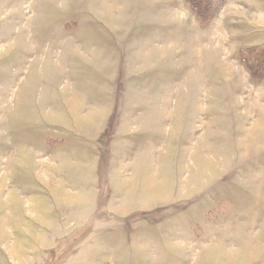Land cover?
I'll list each match as a JSON object with an SVG mask.
<instances>
[{
	"label": "rangeland",
	"instance_id": "rangeland-1",
	"mask_svg": "<svg viewBox=\"0 0 264 264\" xmlns=\"http://www.w3.org/2000/svg\"><path fill=\"white\" fill-rule=\"evenodd\" d=\"M247 49L264 0H0V264H264Z\"/></svg>",
	"mask_w": 264,
	"mask_h": 264
},
{
	"label": "trees",
	"instance_id": "trees-1",
	"mask_svg": "<svg viewBox=\"0 0 264 264\" xmlns=\"http://www.w3.org/2000/svg\"><path fill=\"white\" fill-rule=\"evenodd\" d=\"M240 61L245 65L254 83L264 79V72L256 73L257 70L264 71V50L247 49L240 55Z\"/></svg>",
	"mask_w": 264,
	"mask_h": 264
},
{
	"label": "crops",
	"instance_id": "crops-1",
	"mask_svg": "<svg viewBox=\"0 0 264 264\" xmlns=\"http://www.w3.org/2000/svg\"><path fill=\"white\" fill-rule=\"evenodd\" d=\"M261 86H262V85H261ZM261 86H259V88H260ZM263 102H264V100H263ZM256 118H258V117H256ZM259 119H260V122L262 121L261 123H263V125H264V115H262ZM256 124H257V122H254V123L251 122L252 127H253L254 125H256ZM249 135H250V134H249Z\"/></svg>",
	"mask_w": 264,
	"mask_h": 264
}]
</instances>
